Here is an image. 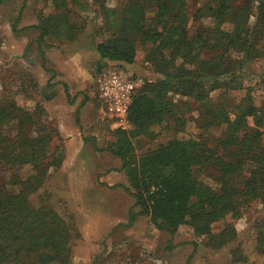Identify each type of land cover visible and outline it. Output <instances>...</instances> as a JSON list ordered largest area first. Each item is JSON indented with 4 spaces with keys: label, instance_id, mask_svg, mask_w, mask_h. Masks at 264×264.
<instances>
[{
    "label": "trees",
    "instance_id": "obj_1",
    "mask_svg": "<svg viewBox=\"0 0 264 264\" xmlns=\"http://www.w3.org/2000/svg\"><path fill=\"white\" fill-rule=\"evenodd\" d=\"M109 1L80 3L92 19L100 18L98 67L131 65L143 48L144 62L157 75L133 95L130 129H115L105 148L120 159L123 188L137 208L129 211V223L146 216L170 237L188 227L204 237L205 246L222 248L234 239V227L227 223L214 232L213 225L227 215L238 218L257 202L261 213L253 228L264 257V101L256 105L246 83H264V67L261 80L251 72L252 63L264 62V0H206L191 13L188 0H114V7ZM51 2L54 12L32 26L39 30L38 41L75 40L86 18L77 17L66 0ZM242 90L243 96L234 98ZM172 96L197 104L203 133L216 128L220 133L171 138L137 152V140L153 136L156 128L184 129V111L192 109ZM43 112L40 104L27 109L13 99L0 102V170L10 173L0 183V264L70 262L72 226L54 209L28 202L61 160V154H48L58 132ZM25 166L30 173L23 177L17 172Z\"/></svg>",
    "mask_w": 264,
    "mask_h": 264
},
{
    "label": "rangeland",
    "instance_id": "obj_2",
    "mask_svg": "<svg viewBox=\"0 0 264 264\" xmlns=\"http://www.w3.org/2000/svg\"><path fill=\"white\" fill-rule=\"evenodd\" d=\"M66 1L77 17L86 18L85 30L73 41L47 36L41 42L39 30L32 26L41 16L54 12L51 0L0 1V102L13 99L27 109L40 104L46 122L58 132L48 154H61L59 166L49 169L45 183L28 197V202L34 208L46 205L54 209L72 226L69 264H264L253 228L261 213L257 202L244 207L238 218L227 215L213 225L214 232L227 223L234 227V239L222 248L205 246L204 237L194 236L188 227L170 237L156 229L146 216H136L129 223V211L132 208L136 212L137 208L132 207L133 199L123 188L126 178L119 170L120 159L105 150L114 140L113 131L120 127L106 113L98 97L96 79L103 70H121L141 79V87L157 75L144 62L143 48L138 49L132 67L116 63L96 67L94 45L100 40V18L92 19L88 7L80 8V3L90 5V0ZM202 1L206 0H188L190 13ZM115 4L114 0L108 2L109 7ZM263 67L262 60L251 66V72L260 80ZM247 81L254 102L260 105L264 101V83ZM244 93L242 90L234 98ZM172 98L192 109L184 111V129L176 133L168 125L156 128L153 136L137 140V152L171 138L199 133L212 138L220 133L217 128L203 133L196 122L197 104L192 99ZM130 127L128 122L124 129ZM17 173L24 177L30 169L21 167ZM9 174L0 170V183Z\"/></svg>",
    "mask_w": 264,
    "mask_h": 264
},
{
    "label": "built area",
    "instance_id": "obj_3",
    "mask_svg": "<svg viewBox=\"0 0 264 264\" xmlns=\"http://www.w3.org/2000/svg\"><path fill=\"white\" fill-rule=\"evenodd\" d=\"M96 81L98 97L103 101L106 113L117 121L120 128H126L128 108L141 79L121 70H103Z\"/></svg>",
    "mask_w": 264,
    "mask_h": 264
},
{
    "label": "crops",
    "instance_id": "obj_4",
    "mask_svg": "<svg viewBox=\"0 0 264 264\" xmlns=\"http://www.w3.org/2000/svg\"><path fill=\"white\" fill-rule=\"evenodd\" d=\"M94 57H95V61H96V67L98 66V64H102L103 61L98 57V55H97L96 52H95ZM119 64H121V63H119ZM132 65H133V64H131V65H125V66H127V67H132Z\"/></svg>",
    "mask_w": 264,
    "mask_h": 264
}]
</instances>
